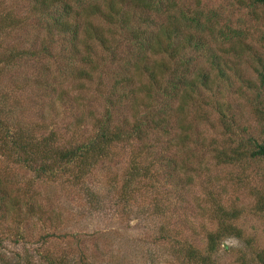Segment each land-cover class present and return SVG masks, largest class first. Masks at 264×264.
<instances>
[{"label": "rangeland", "instance_id": "374dc122", "mask_svg": "<svg viewBox=\"0 0 264 264\" xmlns=\"http://www.w3.org/2000/svg\"><path fill=\"white\" fill-rule=\"evenodd\" d=\"M175 1L189 11L214 12L212 33L236 29L244 35L238 40L244 45L236 41L232 47L238 55L226 53L227 45L217 46L226 53L218 52L224 60L225 78L216 85L213 73V91L205 93L198 106L192 102L176 113V126H186L190 135L180 150L186 152L192 174V183L183 189L182 203L172 205L176 195L170 188L163 189L162 176L153 170L154 165L151 176L155 179L135 178L134 162L149 168L153 162L143 155V142L113 147L112 156L79 178L70 165L61 170V177L38 179L14 161L13 148L0 124V264H49L48 257L89 264H185L173 241L206 248L207 233L214 228L208 214L211 198L237 210V218L231 221L240 230V237L218 242L212 255L215 264H264V163L243 159L247 138L259 136L263 129L257 102L264 101V85L257 70L264 73V7L251 0ZM26 3L0 0V16L12 10L17 16L27 14ZM43 36L33 35L26 27L6 31L0 22V108L5 101L0 122L8 125V132L23 134L24 140L55 135L69 140L75 135L77 114V124L83 125L81 131L87 134L102 110L93 80L95 71L102 74L108 69L102 65L105 55L94 48L96 57L93 49L88 50L86 57L91 62L83 64L90 76L78 78L81 85L75 86L74 80L66 84L73 100L57 104L52 111L49 103L31 99L32 89L27 85L36 70L28 69L29 61L22 66L14 65L18 60L4 65L11 49L17 55L32 43L39 47ZM43 62L54 70L51 62ZM201 64L207 68V62ZM17 84L24 86L17 90ZM137 96L139 101H147L144 88ZM69 104L75 107L74 115ZM126 114L130 119L128 110ZM156 201L165 204L162 215L153 210Z\"/></svg>", "mask_w": 264, "mask_h": 264}, {"label": "trees", "instance_id": "16d2710c", "mask_svg": "<svg viewBox=\"0 0 264 264\" xmlns=\"http://www.w3.org/2000/svg\"><path fill=\"white\" fill-rule=\"evenodd\" d=\"M251 1L264 7V0ZM182 5L175 0H27V14L17 16L12 10L0 16L6 31L26 27L33 35L44 34L39 47L32 43L17 55L11 49L4 65L8 66L11 60H18L16 66L29 61L28 69L36 70L35 77L27 85L32 89L31 99L35 97L36 101L49 103L52 111L57 104L73 100L66 84L74 80L75 86L81 85L77 79L90 76L83 64L91 62L86 57L88 50L93 49L94 56L97 53L94 48L101 50L105 55L102 65L108 66L102 74L100 69L95 71L97 77L93 82L102 110L87 134L81 131L83 125L77 124L75 107L70 104V113L76 118L75 135L69 140L54 138L56 135L49 139L24 140L23 134L9 133L8 125L0 122L13 148L14 161L26 166L38 179L61 177L64 173L61 170L70 165L77 169L79 178L90 173L100 160L112 156L113 147L143 142L142 153L153 162H149L150 168L134 162L135 178H149L153 170H158L163 189L170 188L176 195L172 205L181 204L183 189L192 183L186 163L188 157L186 152L180 151L183 144H188L190 135L186 126H176V113L192 102L198 106L197 101L213 91V73L218 79L216 85L225 78L221 65L224 60L218 54L225 52L217 46L227 45L226 53L238 55L232 47L236 41H242L243 35L236 29L229 33L222 29L212 33L214 12L201 8L189 11ZM44 59L53 64L54 70L44 66ZM205 62L207 68L201 64ZM257 72L264 85L263 71ZM140 82L143 83L140 85ZM23 86L17 84V90ZM141 88L145 90L146 102L139 101L137 96ZM257 104L263 129L259 136L247 138L249 146L243 152V159L264 163V101L259 99ZM76 106L84 108L82 103H76ZM4 110L5 101L0 115ZM176 139L180 142L176 143ZM52 162L57 165L53 167ZM153 165L156 168L152 170ZM150 178L155 179V175ZM125 191H128L127 185ZM210 202L208 214L214 228L207 233L206 248L200 250L191 243L173 241L185 264H215L212 255L218 242L225 237H240V230L231 221L237 218V210L225 207L218 199L211 198ZM155 203L153 210L162 215L165 204ZM47 260L49 264H89L86 260H54L52 257Z\"/></svg>", "mask_w": 264, "mask_h": 264}]
</instances>
